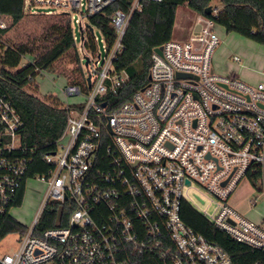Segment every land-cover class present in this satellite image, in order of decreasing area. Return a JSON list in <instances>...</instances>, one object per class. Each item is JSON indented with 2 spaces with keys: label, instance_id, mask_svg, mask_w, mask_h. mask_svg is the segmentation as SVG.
<instances>
[{
  "label": "built area",
  "instance_id": "built-area-1",
  "mask_svg": "<svg viewBox=\"0 0 264 264\" xmlns=\"http://www.w3.org/2000/svg\"><path fill=\"white\" fill-rule=\"evenodd\" d=\"M140 1L110 16L115 39L109 42L91 18L116 0H25L26 13L53 8L60 12L46 14L65 13L72 27L79 26L74 48L79 70L80 53L87 72L62 89L82 101L69 104L57 95L68 118L56 150L44 156L49 171L36 176L47 193L32 226L14 232L18 249L0 255L2 264H123L122 243L167 264H234L183 221L184 201L236 240L264 251V217L249 220L230 203L241 181L264 168V69L254 84L234 71L217 73L216 23L186 6L191 12L171 17L165 42L153 51L149 84L114 107L111 99L128 80L115 62ZM7 17L0 16L1 29L8 28ZM95 29L103 36L101 48ZM233 59L242 63L238 54ZM21 128L20 115L0 91V243L21 188L36 178L28 177L34 155L21 142ZM67 202L74 207L67 222L38 232L46 208Z\"/></svg>",
  "mask_w": 264,
  "mask_h": 264
},
{
  "label": "trees",
  "instance_id": "trees-1",
  "mask_svg": "<svg viewBox=\"0 0 264 264\" xmlns=\"http://www.w3.org/2000/svg\"><path fill=\"white\" fill-rule=\"evenodd\" d=\"M213 1H140V8L131 13L123 39L124 49L115 62L116 70L125 72L128 80L111 99L114 107L129 101L136 92L149 84L153 51L165 42L171 17L176 16L181 6H187L199 14L208 16L228 33H237L264 46V0H220L222 8L218 9L217 13L214 12L216 8L212 6ZM132 2L116 0L106 9L104 15L91 18L92 23L102 28L109 42L115 39L110 16L119 9L130 12ZM24 4L25 0H0V16L10 17L11 27L19 25L27 16L48 17L47 25L40 37L45 40L56 37V42L52 47L47 44L35 46L33 42L7 44L3 37L10 28H0V91L9 98L22 119L21 142L29 149H33L34 155V163L28 177H36L49 171L50 165L44 162V156L56 150V142L62 135L68 118V108L56 94H40V86L36 79L37 70L49 69L59 58L73 49L74 34L71 18L67 14H30L25 12ZM209 6L213 7V11L206 14ZM23 56H29L31 61L20 69H14L13 66H17ZM248 179L251 185L261 192L264 186V168H255L254 172L249 173ZM24 196L23 186L14 202L15 207L22 204ZM73 210L74 207L69 206V202L62 207L58 204L49 205L42 215L37 231L59 226L62 224L61 219L67 222ZM181 217L196 232L219 245L234 264L264 263L263 250L236 240L211 223L190 202L182 203ZM25 228V224L14 217H6L2 237L13 232H23ZM120 259L123 264H167L155 254L134 251L127 243H122Z\"/></svg>",
  "mask_w": 264,
  "mask_h": 264
},
{
  "label": "rangeland",
  "instance_id": "rangeland-1",
  "mask_svg": "<svg viewBox=\"0 0 264 264\" xmlns=\"http://www.w3.org/2000/svg\"><path fill=\"white\" fill-rule=\"evenodd\" d=\"M212 6L221 9L222 3L220 0H214ZM50 10L60 12L57 9L42 6H37L34 9V11L41 14H46ZM190 12L187 7L182 6L179 7L176 15L179 13L189 14ZM48 19V17L42 16H27L19 25L11 27L12 20L10 17H7L6 21L10 29L4 35L3 40L7 44L33 42L35 46L47 44L52 47L56 42V37H50L46 40L40 37L47 25ZM73 29L75 36L78 37L80 35V28L76 23H74ZM215 31L220 38V44L213 56L215 71L223 75L234 71L240 78L253 84L261 80L259 71L264 68V46L237 33H228L221 25H216ZM94 32L98 36V43L101 48L103 45L102 33L98 29H95ZM235 54L240 55L242 63L234 62L233 56ZM76 55L77 51L73 48L59 58L49 69L38 73L36 79L40 86V94H56L69 104L80 102L84 99L79 96L66 97L62 91L72 81L80 79L79 73L87 72L83 55L79 53V56L82 58L80 70ZM30 61L29 56H23L19 64L13 67L14 69H20ZM46 193V183L38 177L30 179L26 185L24 200L20 206L12 209V216L21 223L32 226ZM230 203L249 220L258 222L264 217V194L255 189L248 178L243 179L237 186L230 198ZM18 246L19 236L14 232L10 233L0 243V255L3 253H13L18 249Z\"/></svg>",
  "mask_w": 264,
  "mask_h": 264
},
{
  "label": "water",
  "instance_id": "water-1",
  "mask_svg": "<svg viewBox=\"0 0 264 264\" xmlns=\"http://www.w3.org/2000/svg\"><path fill=\"white\" fill-rule=\"evenodd\" d=\"M212 11H213V7H212V6H209V7L206 9L205 12H206V14H210ZM184 22H185V16L182 15L181 18H180V22H179V27H180V29L183 27ZM161 50H162V48H158V49H157V51H158L159 53H161ZM149 78H151V77H149Z\"/></svg>",
  "mask_w": 264,
  "mask_h": 264
},
{
  "label": "crops",
  "instance_id": "crops-1",
  "mask_svg": "<svg viewBox=\"0 0 264 264\" xmlns=\"http://www.w3.org/2000/svg\"><path fill=\"white\" fill-rule=\"evenodd\" d=\"M175 6H180V5H175ZM181 7H182V6H181ZM185 7H186V6H185ZM216 8H217V7H216ZM178 9H179V8H178ZM177 11H178V10H177ZM176 14H177V13H176ZM180 14H183V13H179V15H180ZM223 28H224V27H223ZM224 29H225V28H224ZM225 30H226V29H225ZM263 69H264V68H263ZM263 69H261V70H263ZM259 74L261 75V78H262V77H263L262 74H261L260 72H259Z\"/></svg>",
  "mask_w": 264,
  "mask_h": 264
}]
</instances>
